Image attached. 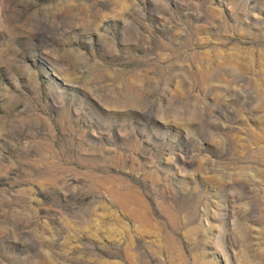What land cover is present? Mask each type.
<instances>
[{"label": "rangeland", "instance_id": "rangeland-1", "mask_svg": "<svg viewBox=\"0 0 264 264\" xmlns=\"http://www.w3.org/2000/svg\"><path fill=\"white\" fill-rule=\"evenodd\" d=\"M0 264H264V0H0Z\"/></svg>", "mask_w": 264, "mask_h": 264}]
</instances>
